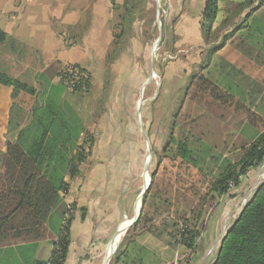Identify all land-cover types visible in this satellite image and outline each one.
Returning <instances> with one entry per match:
<instances>
[{
    "label": "rangeland",
    "instance_id": "rangeland-1",
    "mask_svg": "<svg viewBox=\"0 0 264 264\" xmlns=\"http://www.w3.org/2000/svg\"><path fill=\"white\" fill-rule=\"evenodd\" d=\"M89 1L92 0H82L85 13L76 38H70L75 34L68 28L52 22L53 31L56 28L59 33H66L68 45L74 42L80 46L79 35L84 38L89 35V26H92ZM116 2L118 6L123 4L122 0ZM204 3L205 0H148L144 14L132 25V36L117 47L114 41L110 43L107 55H111H106L103 66L96 60V87L89 89L93 96H87L89 91L76 95L68 93L67 100L83 119L84 133L80 143L84 142L86 153L90 151L80 167L79 176L70 182L71 193L63 197L68 205L75 204L71 210V219L76 225L73 244L81 251V264H106L107 251L122 243L128 235L131 241H126L125 246L130 259L137 256L143 264H184L187 251L176 243L171 224L177 216L188 211L189 204L182 198L176 199L177 192L180 197L183 192L187 198L189 184L199 187L204 179L215 178L228 162L237 161L235 149L241 140L248 142L253 136L252 129L239 123L241 119L217 123L204 108L189 101L187 88L199 74L203 75L204 64L211 62L206 77L241 95L245 104L254 98L249 106L264 113V70L254 65V70L235 74L229 67V64H246L238 62L232 54V47L241 33H234L225 42L222 52L210 56L208 50L221 40L223 33L219 31L218 39L209 44L195 35L201 24ZM223 3L226 5L227 0ZM116 22L113 15L112 28ZM114 33L113 30V36ZM4 50L9 53V45ZM11 53L12 56L7 57L13 60L11 64L14 63L12 78L38 91L45 78L39 68L43 58L26 54L25 48L16 44ZM8 66L2 68L8 71ZM259 91L261 96H257ZM12 136L1 128L0 146ZM184 139L190 158L186 161L173 159L169 152ZM154 171L163 186L170 190L171 200L161 201L154 210L147 194L145 204L151 212L147 228L142 229L141 224L134 228L135 223L129 226L139 205L142 207L145 196L142 191ZM263 183L264 165L248 171L240 188L232 189L228 197L218 202L199 241L200 256L193 264H211L223 231L236 220L253 191ZM58 213L50 220L47 240L51 242L45 244L44 260L49 259L52 242L58 233ZM82 230L87 234L85 238ZM119 234L120 240L114 244ZM118 247L109 255L107 264Z\"/></svg>",
    "mask_w": 264,
    "mask_h": 264
},
{
    "label": "trees",
    "instance_id": "trees-1",
    "mask_svg": "<svg viewBox=\"0 0 264 264\" xmlns=\"http://www.w3.org/2000/svg\"><path fill=\"white\" fill-rule=\"evenodd\" d=\"M109 1L112 17L115 15L117 21L113 28V45L117 47L129 35L132 36V25L137 17L144 14L148 0H124L121 6L116 4V0ZM223 1L205 0L204 3L200 22L203 42H215L217 33H223L221 40L208 50V56L215 49L224 48L225 42L233 36L234 29L229 34H224V30L232 25L235 17L262 0H242L236 6L234 0H229V6ZM221 3L226 8L223 13H227L223 19L218 17ZM251 14L252 11H248L247 15ZM261 25L259 19L250 21L235 41L232 54L238 62H246L241 66L229 64L235 74L254 70L257 65L252 66V60H264V26L261 28ZM6 39L0 30V46ZM75 68L87 78L74 80V85L66 86L58 75L57 83L43 80L38 91L0 72V85L11 89L7 133L13 135L5 140L4 150L0 152V264H64L66 261L71 236V210L75 204L67 205L63 197L68 195L70 182L79 176L80 167L90 152L86 153L84 142L80 143L84 133L83 122L65 98V93H86L91 87L89 74L78 66ZM186 94L189 101L204 108L217 123H226L231 116H236L241 119L239 123L253 132L248 142L235 149V163L228 162L215 178L204 179L199 187L189 184L187 198L183 192L182 197L177 192L176 199L188 201V211L177 216L171 227L176 243L187 251L184 264H193L200 256L199 241L218 202L228 197L232 189L240 188L248 171L264 165V116L251 110L249 105L254 103V98L245 104L241 95L202 75L192 81ZM257 96H261V91ZM187 147V141L180 140L169 154L173 159L186 161L190 158ZM150 178V186L142 199L140 218L134 228L141 224L145 229L150 221L151 212L145 204L147 194L154 210L161 201L171 200L170 190L163 186L156 171ZM242 209L234 226L220 238L211 264H264V183L253 191ZM54 213H58L60 220L58 233L49 259L41 261L34 256L39 243L50 237L49 226ZM128 237L119 243L110 264H143L137 256L130 259L125 246V242L130 240ZM121 245L125 248L122 246L121 249Z\"/></svg>",
    "mask_w": 264,
    "mask_h": 264
},
{
    "label": "crops",
    "instance_id": "crops-1",
    "mask_svg": "<svg viewBox=\"0 0 264 264\" xmlns=\"http://www.w3.org/2000/svg\"><path fill=\"white\" fill-rule=\"evenodd\" d=\"M241 1L242 0H234V6H236L238 2L241 3ZM121 3H123V0ZM228 3L229 0H227V5L229 6ZM116 4L119 3L116 2ZM88 5L91 7L90 22L92 23V26H89V35L87 37L84 38L83 35H79L81 40V45L79 46L74 42L72 45H68V42L65 40L67 36L64 35L66 33H59L56 28L55 31H53L52 22L56 23V25L61 28H68L69 32L75 34L74 36L71 35L70 38H76L79 24L82 20L81 18L85 13V6L82 0H0V30L7 37L6 42L0 46V68H2V66H8L13 62V60L11 58L9 59L7 56H12L11 52L14 51V46L16 44V46L24 47L26 54H34L35 56H41L43 58V65L39 68H42L41 73L45 77L44 80L49 81L51 84L58 82V75L61 69L60 66L62 64H69L85 70L90 77V89L93 86L96 87L95 83L97 80L94 77L96 60L100 62L101 66H103L110 43L113 42V28L111 27L112 12L109 0H92L88 2ZM223 6L224 4L221 3V11L218 16L219 19H223L224 16H227V13L222 12ZM248 11H252V14L247 15ZM263 12L264 0L255 2L250 9L247 8L243 10L241 14L235 17L232 25L224 30V34H229L233 29L235 30L234 33L237 35L242 33L245 30L246 25L255 18L262 22L260 27L263 28L264 14L260 15ZM199 28L197 32L196 29H194V33L196 32L195 35L200 38L201 35ZM23 39H30L32 41L25 42ZM7 45H9L11 51H9V53H7L8 48H6V51H2ZM224 49L225 47L218 52L214 51L210 55H218ZM199 53L200 52H198V55L200 56ZM254 54H256V52H254ZM263 63L264 60L260 59L251 61L252 65H257L259 66L258 68H261L262 70L264 69ZM13 64H11L10 67H7L10 73L4 68L0 69V72H4L12 78L13 76L11 75L14 74L12 70H15L12 68ZM210 66L211 62H209V64L206 63L203 66L204 69L202 68V76L206 77ZM114 81L115 79H113V83ZM101 84L102 83H99L98 85ZM87 94V96H93V92L91 91ZM10 95L11 89L0 85V129L4 127L5 134L7 131L6 127L11 106ZM68 95V93H65L66 99ZM251 110L264 116V113L256 112L255 108H252ZM78 114L81 120H83L80 113ZM235 120L239 119L236 116H231L226 123ZM250 134H253V132H250ZM242 142L243 140H241V143ZM3 150L4 145L0 146V152ZM71 188L72 186H70L69 193H71ZM65 203L67 205L69 204L67 201H65ZM74 222H71L70 245L64 264H81L80 262H82V258L79 256L81 251H77L73 244ZM123 228L124 226L121 227V231ZM86 231H88L87 228ZM86 235L85 231L83 232L82 230V237L85 238ZM47 242H51V240L39 243L34 256L36 259L46 261L42 258L45 251V244ZM53 243L54 242H52V247Z\"/></svg>",
    "mask_w": 264,
    "mask_h": 264
},
{
    "label": "built area",
    "instance_id": "built-area-1",
    "mask_svg": "<svg viewBox=\"0 0 264 264\" xmlns=\"http://www.w3.org/2000/svg\"><path fill=\"white\" fill-rule=\"evenodd\" d=\"M85 74L80 73L79 69L75 68L74 65L67 64L65 67L61 68L59 72V80L66 86H72L74 80L80 81V79H86Z\"/></svg>",
    "mask_w": 264,
    "mask_h": 264
},
{
    "label": "water",
    "instance_id": "water-1",
    "mask_svg": "<svg viewBox=\"0 0 264 264\" xmlns=\"http://www.w3.org/2000/svg\"><path fill=\"white\" fill-rule=\"evenodd\" d=\"M149 186H150V179L148 180V182L145 184V186H144V188H143V191H142V194H144L147 190H148V188H149ZM141 197H142V195H141ZM140 197V198H141ZM140 200V199H139ZM241 211H243V209L241 210ZM241 213V212H240ZM140 214H141V205H140V208L138 209V211H137V214H136V216L129 222V226L131 225V224H134V223H136L138 220H139V218H140ZM240 215V214H239ZM239 217V216H238ZM237 217V218H238ZM237 218H236V220H234L233 221V223L232 224H230L224 231H223V234H222V236H224L225 234H227L228 233V231L234 226V224L236 223V221H237ZM119 231H120V229H119ZM118 234V233H117ZM221 236V237H222ZM118 245H119V243L116 245V247L113 249V251H112V253L116 250V248L118 247ZM110 257V256H109ZM108 262V261H107ZM107 264V263H106Z\"/></svg>",
    "mask_w": 264,
    "mask_h": 264
},
{
    "label": "bare ground",
    "instance_id": "bare-ground-1",
    "mask_svg": "<svg viewBox=\"0 0 264 264\" xmlns=\"http://www.w3.org/2000/svg\"><path fill=\"white\" fill-rule=\"evenodd\" d=\"M140 208V205H139V207H138V209ZM119 239H120V234H119V237L116 239V241H115V243L114 244H116V243H118L119 242ZM112 247L107 251V255H106V257H107V259H106V263H107V261H108V257H109V255L111 254V252H112Z\"/></svg>",
    "mask_w": 264,
    "mask_h": 264
}]
</instances>
